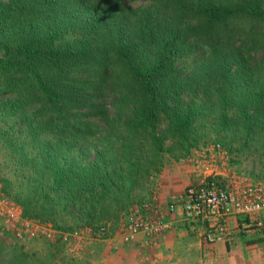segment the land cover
<instances>
[{
	"label": "trees",
	"instance_id": "trees-1",
	"mask_svg": "<svg viewBox=\"0 0 264 264\" xmlns=\"http://www.w3.org/2000/svg\"><path fill=\"white\" fill-rule=\"evenodd\" d=\"M134 1H0L2 191L62 232L117 226L164 152L264 180V0Z\"/></svg>",
	"mask_w": 264,
	"mask_h": 264
},
{
	"label": "built area",
	"instance_id": "built-area-1",
	"mask_svg": "<svg viewBox=\"0 0 264 264\" xmlns=\"http://www.w3.org/2000/svg\"><path fill=\"white\" fill-rule=\"evenodd\" d=\"M233 160L220 144L192 150L183 161L197 174V183L186 186L166 206L154 197L132 206L120 225L121 242L135 245L141 255L172 230L176 216L189 229L198 230L207 245L232 246L236 236L263 233L264 180L253 179ZM97 232L104 234L105 228ZM0 235L22 242H60L69 254L78 250L74 243L82 238V230L62 232L50 222L24 216L20 205L0 187Z\"/></svg>",
	"mask_w": 264,
	"mask_h": 264
},
{
	"label": "rangeland",
	"instance_id": "rangeland-1",
	"mask_svg": "<svg viewBox=\"0 0 264 264\" xmlns=\"http://www.w3.org/2000/svg\"><path fill=\"white\" fill-rule=\"evenodd\" d=\"M125 5L136 9L145 7L147 2L137 0L134 2H126ZM4 98H7V96L5 95ZM106 103L109 112L113 113L111 97ZM2 114L3 115L1 116L4 117L5 111ZM5 118L0 121V132L7 130L9 126L15 124V136L17 135L16 140L30 144V140L24 132V126L20 117L9 113ZM2 140L3 139L1 138L0 162L6 160L8 155V150L5 148L6 143L5 145H2ZM208 141L210 140H205L204 143ZM165 143L169 146L172 145L173 141L169 139ZM204 143H201L198 146H201ZM185 157L186 156L181 155V153L180 155L177 153L172 154L170 152L162 153L161 159L163 165L160 172L146 183L144 186L145 188L135 192V199L127 207L117 226L103 225L105 228L104 234H99L97 232L99 226L93 229L88 228V226L77 229L82 230V238L74 243V245L78 244L79 247L76 252L69 254L65 253V246L60 242L51 243L43 240L22 242L16 241L10 236L0 235V264H163L164 260L167 262V260L171 258L172 259L168 262L171 264H208L205 263L207 260L203 259L199 247L195 248V246L202 245L199 239L194 238L196 230L189 229L186 224V230H188V232H193V234H190V232L187 233L181 225H177L176 231L185 233V237L187 238L183 237L178 240L176 237L172 247L168 251H163L160 247L155 250L156 247L161 244L163 236L155 245H151V248L154 247L155 249L151 251V248L147 249L140 257L134 253V251L136 252V246H133V244L125 245L120 239V225L123 223L126 213L132 206L152 197L156 198L159 202V196L162 197L163 193H166V191L167 193L171 191L172 194H176L185 189L186 186L197 183L198 180H194V178L192 179L194 174L191 172L192 169L183 161ZM244 165L246 168H249L250 162L246 161ZM185 169H187V171H184ZM184 174L187 176L192 174V177H189L188 181L185 182ZM166 182H169L168 184L172 187L171 190H169L168 185H165ZM0 187L2 191L1 182ZM87 252L89 253L88 255ZM154 254L157 255L154 257ZM221 256V258H218L216 264H219V261H221V264H224V255ZM213 264H215V262Z\"/></svg>",
	"mask_w": 264,
	"mask_h": 264
},
{
	"label": "crops",
	"instance_id": "crops-1",
	"mask_svg": "<svg viewBox=\"0 0 264 264\" xmlns=\"http://www.w3.org/2000/svg\"><path fill=\"white\" fill-rule=\"evenodd\" d=\"M184 171H187V169H185ZM191 172L194 173L192 170H191ZM189 177L191 178L192 174H190L189 176L184 174V181L185 182L188 181ZM193 178H194V180H197L198 179L197 174L194 173L192 179ZM168 183L169 182H166L165 185L166 186L168 185L169 190H171L172 187ZM183 191H184V189L182 191L177 192L176 194H172L171 191L167 193V191H166V193H163L162 197L159 196V198H160L159 203L162 206H166L172 198L180 195ZM178 214H179V212H178ZM185 224L186 223L182 222L181 219L179 218V216H176L174 218V226H173L172 230L169 232H166L163 235L161 244H159L156 247V249L154 247L151 248V246L146 247L142 251L141 255H139L138 249L136 247V252L134 251V253H136L137 256L140 257L143 255V253L147 249L151 248L150 249V251H151L153 249L157 250V248H159V247L163 251H165V250L168 251L172 247L174 239L176 237L178 240H179V238L185 237V233L180 232V231L179 232L176 231L177 225H181V227H183L186 230L185 226L187 224L186 225ZM186 232L189 233L190 231L188 232V230H186ZM190 234H193V232H190ZM185 238H187V237H185ZM194 238L199 239L200 243L202 244L201 246H195V248L199 247L200 253H202L201 255H203V259L207 260V261H205V263L213 264L215 262V264H216L218 258H221L222 257L221 255H224V259H223L224 264H264V231H263V233L255 234L251 237L236 236L235 242L232 246H226L224 244L207 245L199 237L198 230L196 231ZM133 246H135V245H133ZM88 254L89 253L87 252V255ZM156 255L157 254H154V257ZM171 259L167 260V262H166V260H164L163 264H171V263H168ZM219 264H221V261H219Z\"/></svg>",
	"mask_w": 264,
	"mask_h": 264
}]
</instances>
